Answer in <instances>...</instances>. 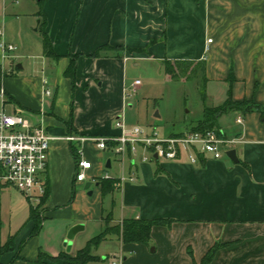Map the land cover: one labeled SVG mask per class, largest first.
Here are the masks:
<instances>
[{
	"label": "crops",
	"instance_id": "crops-1",
	"mask_svg": "<svg viewBox=\"0 0 264 264\" xmlns=\"http://www.w3.org/2000/svg\"><path fill=\"white\" fill-rule=\"evenodd\" d=\"M28 18L37 38L28 37V25L20 22ZM0 29V44L17 46L6 53L0 46L6 103L12 105L11 113L22 111L54 137L42 229L30 237L34 222L29 207L0 264H39L40 251L75 255L105 229L103 218L110 212L111 225L125 218L176 221L169 228L152 229L159 259L148 245L109 236L92 251L108 264L115 259L119 264H194L216 242L233 244L221 248L211 264H264V110H235L218 119L225 135L239 140L233 148L239 162L227 155H199L193 163L187 150L178 159L156 158L151 149L139 146L140 161L129 148L125 154L115 153L119 170L112 174L104 171L108 160L107 168L113 167L112 159H104L105 150L93 140L121 133L117 119H125L131 92L141 85L134 86L138 79L129 80V62L138 58L203 61L206 85L220 84L223 92L206 93L220 99L209 106L231 95L235 101L253 99L264 109V0H0ZM45 34L59 57L47 56ZM105 45L111 48L94 56ZM69 53L76 56L74 80L66 75ZM230 115L236 122L242 115L243 122L232 127ZM71 135L80 139L70 141ZM79 149L92 162L87 171L92 194L75 179ZM97 178H119L120 188L103 196ZM6 188L0 196L12 194ZM77 224L83 229L68 251L67 234ZM5 244L0 242V247Z\"/></svg>",
	"mask_w": 264,
	"mask_h": 264
},
{
	"label": "built area",
	"instance_id": "built-area-1",
	"mask_svg": "<svg viewBox=\"0 0 264 264\" xmlns=\"http://www.w3.org/2000/svg\"><path fill=\"white\" fill-rule=\"evenodd\" d=\"M208 42H212V39ZM0 46L5 53L17 49L16 45L6 41H2ZM138 84L140 80L134 86ZM0 99V189L16 188L29 201L39 204L47 190L49 149L54 137L42 125L27 119L22 111L8 113L5 110L7 96L3 86H0ZM237 122H243L242 115L237 118ZM116 126L121 129L119 135L93 138L99 149H110L120 155L125 154L129 146L135 153L137 147L141 146L151 149L153 155L164 159H178L187 150L190 161L195 163L199 154L220 159L239 142L237 138L225 135L223 130L215 129L204 132L185 131L180 136L159 138L156 134H148L139 126L128 127L124 117L117 119ZM67 139L73 141L80 138L71 135ZM147 160L149 158L145 157L144 161ZM91 168L92 162L85 159L83 150L79 149L76 182L88 180L87 171ZM111 264L119 262L115 259Z\"/></svg>",
	"mask_w": 264,
	"mask_h": 264
},
{
	"label": "rangeland",
	"instance_id": "rangeland-1",
	"mask_svg": "<svg viewBox=\"0 0 264 264\" xmlns=\"http://www.w3.org/2000/svg\"><path fill=\"white\" fill-rule=\"evenodd\" d=\"M30 21L29 18L20 20L24 25H28V37L37 38L39 33L34 32L29 27ZM33 28H36L35 23ZM137 62L138 65H135ZM8 68L9 66H7ZM136 79L140 80L141 85L138 86V90L131 92L129 98L131 104L126 111L125 122L129 127L139 126L148 134H156L159 138H166L173 132L196 127L204 117L205 106L220 102L217 96L204 98V94H211L212 90L215 91L213 93H223L220 90V84L211 83L206 85L201 77L186 79L179 76L171 78L166 73L163 62L161 63L159 60H142V58L131 60L129 62V80L134 82ZM1 106L2 101L0 99ZM11 108L12 105L9 102L6 103V111L11 113ZM227 120H230L232 127L238 125L233 115L227 117ZM103 153L104 159L111 158L113 161V167H105L104 171L118 174L119 165L115 160V152L107 149ZM141 154L142 152L134 154L138 155V161L142 158ZM155 162L156 160H154ZM87 182L89 180L82 182V189H85ZM6 191L12 194L7 193L0 196V242L6 241L8 243L11 240V233L15 234L16 230L26 221L29 207L31 208V205L35 206L37 203L29 201L16 188L7 187ZM154 244L149 246V251L152 253L151 255H155L154 258L159 259L160 252L156 253L152 250ZM94 254L101 257L100 262L103 261L104 264H108V261H104V256L100 255L99 252H94ZM126 255L134 256L133 253H126Z\"/></svg>",
	"mask_w": 264,
	"mask_h": 264
},
{
	"label": "trees",
	"instance_id": "trees-1",
	"mask_svg": "<svg viewBox=\"0 0 264 264\" xmlns=\"http://www.w3.org/2000/svg\"><path fill=\"white\" fill-rule=\"evenodd\" d=\"M43 15V14H42ZM44 23V22H43ZM42 23V24H43ZM45 41V52L47 56L57 58L59 57L53 48L51 47L50 39L47 34L44 35ZM111 48L109 45H105L99 49H97L94 53V56H100L103 50ZM71 56V62L66 70V75L71 77L72 80L75 79L76 74V56L69 53ZM164 68L166 73L171 78H176L179 76H183L186 79L189 78H202L204 84H206V65L203 61H189V60H163ZM204 98H206V93L204 94ZM241 111L243 114H247L253 111H261L263 112V107L257 103L253 99L248 100L244 99L241 101L233 100L232 96L229 97L220 105L217 106H205L204 109V117L199 122L196 127L188 128L185 131H207V130H221L218 119L224 115L228 114L232 111ZM185 131L180 133H176L172 136H180ZM131 150V147L129 146ZM202 155V154H199ZM97 181L100 182L102 188V195L106 196L109 193H113L120 188L121 180L119 178H97ZM76 194V190H73L72 200L74 199ZM49 196V190L47 186V190L45 195L42 197L41 203L39 205H31L30 217L29 219L34 222L33 230L30 234V237H33L42 229L44 216L42 214L41 208L45 204L47 198ZM106 223L105 229L99 233L98 235L92 237L86 245L79 249L75 255H72L68 252H61L57 256H50L42 251L39 252L38 262L39 264H48L47 261H63L65 264H87L91 261H99L101 257L96 256L92 253L94 248H97L104 240H106L111 235H117L121 238L123 243H138L151 246L153 244L152 241V229L155 226H165L171 227L172 224L176 221L173 218L168 217H157L152 219L145 218H125L121 223L116 225H111V221L113 220L112 213L110 212L104 218ZM6 243L5 245L0 247V255L9 250V246L11 242ZM233 242L230 243H221L216 242L202 257L200 262L194 260V264H211L214 260L217 252L226 246L232 245ZM191 255L192 251H189ZM15 258H19L16 256Z\"/></svg>",
	"mask_w": 264,
	"mask_h": 264
},
{
	"label": "water",
	"instance_id": "water-1",
	"mask_svg": "<svg viewBox=\"0 0 264 264\" xmlns=\"http://www.w3.org/2000/svg\"><path fill=\"white\" fill-rule=\"evenodd\" d=\"M226 155L234 162H239V158L237 156V151L236 149H231L229 151H227ZM155 157L157 158V155H155ZM111 166V161L108 160L107 162V167ZM92 186L91 182H87L85 185V189L89 190V194H92V191L90 190V187ZM83 229V225L82 224H77L74 225L68 232L67 234V240L65 241V245L67 246V250L70 251L71 249V245H72V240L74 239L75 235ZM153 251H155V247H153L152 249Z\"/></svg>",
	"mask_w": 264,
	"mask_h": 264
}]
</instances>
